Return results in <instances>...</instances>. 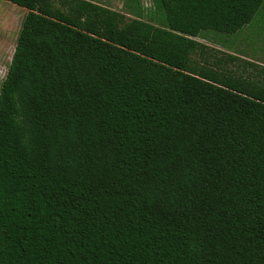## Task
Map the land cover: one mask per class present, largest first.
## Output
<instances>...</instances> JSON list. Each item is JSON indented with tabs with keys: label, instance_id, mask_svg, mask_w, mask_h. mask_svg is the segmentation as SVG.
Listing matches in <instances>:
<instances>
[{
	"label": "trees",
	"instance_id": "trees-1",
	"mask_svg": "<svg viewBox=\"0 0 264 264\" xmlns=\"http://www.w3.org/2000/svg\"><path fill=\"white\" fill-rule=\"evenodd\" d=\"M8 1L0 264H264V78L195 38L264 0Z\"/></svg>",
	"mask_w": 264,
	"mask_h": 264
},
{
	"label": "rangeland",
	"instance_id": "rangeland-1",
	"mask_svg": "<svg viewBox=\"0 0 264 264\" xmlns=\"http://www.w3.org/2000/svg\"><path fill=\"white\" fill-rule=\"evenodd\" d=\"M97 3L121 11L129 16H136L141 12L144 19L158 25L163 24V16L157 11L154 0H97ZM27 11L23 6L8 0H0V86L10 66ZM200 35L210 43L218 41L217 43L228 48H233L231 47L233 44L241 43L239 46L240 54L249 59L261 61L263 64L255 63L254 66H251L246 62H242V60H238L228 63L229 66H232L238 74H251L257 78H264V3L253 20L236 33L227 34L208 29L203 30Z\"/></svg>",
	"mask_w": 264,
	"mask_h": 264
},
{
	"label": "crops",
	"instance_id": "crops-1",
	"mask_svg": "<svg viewBox=\"0 0 264 264\" xmlns=\"http://www.w3.org/2000/svg\"><path fill=\"white\" fill-rule=\"evenodd\" d=\"M93 1H95V2H97V0H93ZM197 40H199V41H201V42H203L204 44H206L207 46H208V48L207 49H204V51H206L207 53H209V54H211V59H213V55L215 56L216 55V52H214L213 50H212V48H214V49H217V50H219V51H223V52H226V53H230V54H233V55H236V56H239V57H241L242 59H246V60H249V61H252V62H254V63H258L259 65H261V64H263L261 61H255V60H253V59H249L248 57H246L245 55H243V54H240V52H239V50H240V45H241V43H237V44H233V45H231V47H233V48H228V47H226V46H224V45H221V44H219V43H217L218 41H212L211 43H210V41H206L202 36H197V37H195ZM199 51V50H198ZM219 54V53H218ZM221 56V55H220ZM200 59V58H199ZM227 60L226 61H228V63H231V62H235V60H233V59H231V58H226ZM200 62H202V60L200 59Z\"/></svg>",
	"mask_w": 264,
	"mask_h": 264
}]
</instances>
